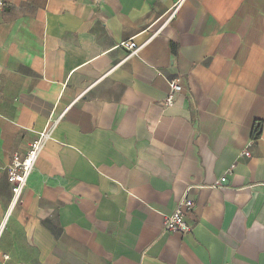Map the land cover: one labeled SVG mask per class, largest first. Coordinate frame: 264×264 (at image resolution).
<instances>
[{"label":"crops","instance_id":"1","mask_svg":"<svg viewBox=\"0 0 264 264\" xmlns=\"http://www.w3.org/2000/svg\"><path fill=\"white\" fill-rule=\"evenodd\" d=\"M5 1L0 264H264V0ZM183 197L191 231L164 232Z\"/></svg>","mask_w":264,"mask_h":264},{"label":"built area","instance_id":"2","mask_svg":"<svg viewBox=\"0 0 264 264\" xmlns=\"http://www.w3.org/2000/svg\"><path fill=\"white\" fill-rule=\"evenodd\" d=\"M8 4L5 0H0V13L5 12ZM178 5L173 9L171 17L177 11ZM120 47L125 51L124 60H127L133 56H136L140 46L135 44L132 41L122 42ZM168 96L164 102V106H169L173 104L172 97L175 94L181 92V80L179 78L168 81ZM57 124V121H52L38 136V138L33 141L25 154H13L10 159L9 165L7 167V182L10 186L11 191V199L9 203L8 210L3 219L1 229L4 226L7 217L10 212L21 203L23 192L27 186V181L29 176L31 175L37 160L39 158V154L45 144L50 140L51 134ZM245 157H248V153L243 154ZM226 177L223 176L215 181L213 184L214 188L222 189L226 184ZM193 208V204L190 200L186 198H181L173 210L171 214L164 218L163 230L164 232H178L181 234H187L191 231V226L185 221L184 214L185 212L191 211ZM3 259H7L5 256Z\"/></svg>","mask_w":264,"mask_h":264}]
</instances>
